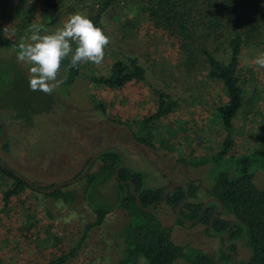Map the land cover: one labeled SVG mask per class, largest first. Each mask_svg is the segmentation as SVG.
<instances>
[{"label": "rangeland", "instance_id": "1", "mask_svg": "<svg viewBox=\"0 0 264 264\" xmlns=\"http://www.w3.org/2000/svg\"><path fill=\"white\" fill-rule=\"evenodd\" d=\"M119 3L103 16L110 43L102 63H81L76 79L69 85L63 82L51 95L30 90L31 65L18 62L17 55L0 43V117L5 124L0 162L45 187L74 177L97 149L114 145L121 151L124 164L143 172L144 186L192 180L197 185L196 198L206 199L203 188L211 184L215 173L220 169L233 173L235 160L263 136L264 68L254 60L264 55V27L246 39L239 58L243 71L246 67L252 72L254 80L247 72L244 78L260 90L259 99L254 95L252 102H246L237 112L229 134L230 147L218 160H212L227 133L212 114L214 105L225 100L221 84L207 78L203 67L186 65L175 37L143 16H125ZM41 5L42 0H0L4 34L19 43L31 42L35 27L41 28L42 35L52 33L72 14L87 15L96 8L95 0H60L56 7L41 14ZM257 5L264 13V3ZM128 55L136 56L145 68L142 79L120 88L89 81L90 76L106 74L116 57ZM63 78L61 66L58 79ZM250 90L247 87L245 94ZM158 91L169 93L166 100L173 99L175 106L151 125L152 145L148 146L137 142L132 131L137 130L141 116L155 110ZM91 93L103 102V114L92 106ZM198 157L208 160L191 164ZM91 163L89 168H95L96 163ZM252 179L258 187L264 186V164L253 169ZM12 180L0 174V264H43L66 251L81 235L84 225L93 220L82 198L81 180L65 186L76 193L69 205L27 186L4 203L2 191L12 185ZM111 186L110 180L100 191L109 194ZM154 213L169 228L173 241L219 260L222 241L207 233L204 223L176 222L173 209L163 201L156 204ZM126 216L122 209L112 208L101 224L86 231L69 264H116L120 241L115 233ZM235 251L234 264L249 253L241 241L236 243ZM173 264L188 263L177 257Z\"/></svg>", "mask_w": 264, "mask_h": 264}, {"label": "trees", "instance_id": "2", "mask_svg": "<svg viewBox=\"0 0 264 264\" xmlns=\"http://www.w3.org/2000/svg\"><path fill=\"white\" fill-rule=\"evenodd\" d=\"M120 1L125 16L128 14L131 18L143 16L152 25L164 30L167 35L175 37L178 48L184 52L186 65L203 67L207 78L221 84L225 100L218 101L212 110V114L227 132L218 151L212 157V160H218L219 155L230 147L229 134L234 116L246 102H252L254 95L259 99L260 90L244 78L247 72L249 79L254 80L252 72L246 67L243 71L239 58L240 49L246 39L259 31L260 27H264V13L257 8V4L264 3V0H95L96 8L87 16L97 27L102 28L104 34L103 16L118 6ZM59 3L60 0L55 2L42 0L40 13L48 12ZM0 43L12 50V53H9L13 56L21 44L18 40L7 37L1 26ZM75 47L73 43V52ZM71 55L61 62V66L64 67L63 81L66 85L71 84L79 74L80 64L72 67ZM144 72L145 68L136 56L128 55L116 57L106 74L90 76L89 81L109 88H120L130 81L142 79ZM2 75L3 70L0 69V78ZM247 87L251 89L248 95L245 94ZM166 97H170V94L158 91L155 110L139 118L137 130L132 131V136L137 142L152 145L151 125L175 106V101L171 98L166 100ZM90 99L94 109L103 114L105 111L103 102L94 93L90 94ZM262 128L261 141L235 160L234 172L218 170L211 184L203 188L204 194L212 198L202 211L200 209L205 199L196 198L197 185L192 180L186 182L187 201L179 207V215L185 219H197L201 212L199 219L194 222L204 223L207 233H226V249L235 250L237 240L240 239L249 253L247 258L238 261V264H264V186L258 187L252 179L253 169L264 164V122ZM1 145H4V142ZM120 152L117 147H109L97 153L91 163V165L96 163V167L88 168L83 176L76 179L82 182V198L93 213V220L84 225L81 235L66 251L53 255L43 264H69L86 231L101 224L114 207L122 209L127 215L115 233L120 241L116 264L138 262L173 264L177 257L183 258L188 264L214 263L215 259L202 250L184 247L173 241L169 228L163 225L154 213V207L158 202L151 210H144L136 203L134 195L130 192L131 183L143 207L160 199L164 186H144L143 172L126 164L117 169L115 176V168L121 161ZM207 160L208 158L198 157L190 162L196 165ZM80 173L81 171L75 176ZM0 174L13 179L12 185L2 191L4 203L9 196L19 193L25 186L31 187L1 162ZM110 180L112 181L110 193L101 192L100 187ZM52 184L54 183L45 187ZM66 185L67 183L53 191L43 193L69 205L74 201L76 193L75 190L65 188ZM183 195L184 185L180 184L170 189L162 201L175 213V208L183 200ZM219 202L221 207L213 217L209 230L207 224L213 208L217 207ZM175 220L178 223H194L180 219L176 213ZM222 237L220 235L221 241ZM227 258L229 256L221 248L218 259L226 261Z\"/></svg>", "mask_w": 264, "mask_h": 264}, {"label": "clouds", "instance_id": "3", "mask_svg": "<svg viewBox=\"0 0 264 264\" xmlns=\"http://www.w3.org/2000/svg\"><path fill=\"white\" fill-rule=\"evenodd\" d=\"M35 27L30 41L18 46L17 61L31 65L29 88L51 95L64 81L58 79L61 62L71 55V66L91 62L99 65L104 60L105 48L110 43L102 28L82 12H76L54 32L40 34ZM73 43L76 45L73 52ZM254 63L264 68V55L257 56Z\"/></svg>", "mask_w": 264, "mask_h": 264}, {"label": "water", "instance_id": "4", "mask_svg": "<svg viewBox=\"0 0 264 264\" xmlns=\"http://www.w3.org/2000/svg\"><path fill=\"white\" fill-rule=\"evenodd\" d=\"M0 128H1V130H0V142H1L2 139L4 138V135H5V124H4L3 120L1 119V117H0ZM109 147H114V148H116L114 145H106V146H102V147H100L99 149H97V150H96V151L90 156L89 160L87 161V163H86L84 169L81 171L80 174H78L77 176H74V177H72V178H68V179H65V180H61V181L55 182L54 184H52L51 186H48V187H40V186H38V185H36V184H33V183H32L31 181H29L28 179L24 178L22 175H20V174H18V173H16V172H15V174H17L22 180H24V181H25L27 184H29L32 188H34V189H36V190H39V191H41V192H50V191H53L55 188H57V187H59V186H61V185H63V184H66V183H68V182H70V181L76 180V179L80 178L81 176H83V175L87 172L90 163L92 162V160L94 159V157L97 155V153H99V152H101L102 150H104V149H106V148H109ZM117 150L120 152V150H119L118 148H117ZM120 153H121V152H120ZM123 165H124V157L122 156V153H121V161H120V164L115 168V171H114V175H115V176H117V169H118L119 167L123 166ZM180 184L184 185V195H183V200H182V201L176 206V208H175V213H176V215H177L180 219H182V220H184V221L194 222L195 220L199 219V217L201 216V212H200V214H199V216H198L197 219H185V218H183V217H181V216L179 215V207L182 205V203L186 202V201H187V198H188V185H187L186 182H182V181H168V182L164 185V191H163V195L161 196V198L158 199V200L155 201V202L150 203L149 206H147V207H143V206L141 205L140 200H139V197H138V195L135 193V191H134V189H133V184H132V183L130 184V192L134 195L135 201H136V203H137L139 206H141L144 210H151V209L153 208V206H154L155 203H157V202L163 200V198L165 197L166 193H167L170 189H172L173 187H175V186H177V185H180ZM211 198H212V197H208V198H206V199L203 201L202 206H201V209H200L201 211L203 210L204 206L206 205V203H207ZM220 207H221V203L219 202L218 206H217L216 208H214V210H213V212H212V214H211V217H210V219H209V222H208V224H207V228H208L209 230H210V223H211L213 217L215 216L216 211H217L218 209H220ZM220 235L223 236V241H224V243H223V246H222V247H223V249H225V247H226L225 240H226V236H227V234L224 233V234H220Z\"/></svg>", "mask_w": 264, "mask_h": 264}, {"label": "flooded vegetation", "instance_id": "5", "mask_svg": "<svg viewBox=\"0 0 264 264\" xmlns=\"http://www.w3.org/2000/svg\"><path fill=\"white\" fill-rule=\"evenodd\" d=\"M214 208H216V207H214ZM214 208H213V210H214ZM213 210H212V212H213ZM219 210V209H218ZM217 210V211H218ZM216 211V212H217ZM212 214V213H211ZM215 215H216V213H215ZM213 232V231H212ZM213 234H215V235H217V236H219L220 237V234H222V233H213ZM227 237V236H226ZM222 239H223V237H222ZM226 241V240H225ZM238 241H240V239H238L237 240V242ZM223 243H224V241L222 240V246H223ZM222 248V247H221ZM223 250H225V252H226V254L229 256V258H227V260L226 261H222V260H217V259H215V262L214 263H212V264H234V262H235V259H236V251L235 250H233V249H226V247H225V249H223Z\"/></svg>", "mask_w": 264, "mask_h": 264}]
</instances>
